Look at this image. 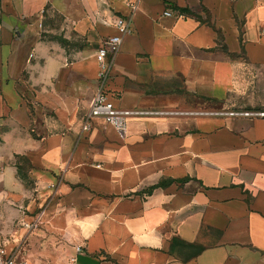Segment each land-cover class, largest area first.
Masks as SVG:
<instances>
[{
    "label": "crops",
    "instance_id": "crops-1",
    "mask_svg": "<svg viewBox=\"0 0 264 264\" xmlns=\"http://www.w3.org/2000/svg\"><path fill=\"white\" fill-rule=\"evenodd\" d=\"M132 1L0 0V202L24 189L15 159L27 155L76 184L53 205L54 262L81 245L75 264H264V117L149 115L122 130L86 120L103 45L72 55L42 35L50 7L106 39L129 16L105 85L117 105L264 111V0ZM46 175L41 192L55 182Z\"/></svg>",
    "mask_w": 264,
    "mask_h": 264
},
{
    "label": "rangeland",
    "instance_id": "rangeland-1",
    "mask_svg": "<svg viewBox=\"0 0 264 264\" xmlns=\"http://www.w3.org/2000/svg\"><path fill=\"white\" fill-rule=\"evenodd\" d=\"M103 6L109 8L111 5L103 3ZM73 10L75 13L80 12L79 8H73ZM85 12L87 9L83 11L84 17L86 16ZM190 14L197 21L211 22L212 20L210 12L202 5L193 8ZM43 23L42 35L58 40L62 37L64 39L62 43L68 53L72 55L78 49L92 53L105 43L106 36L101 34L97 28H93L88 21L85 32H79L72 28L74 24L69 26V22L65 21L64 16L52 7L48 9ZM259 86L264 90V78L259 81ZM207 103L213 106L218 105L213 100H207ZM15 160L20 163L22 173L25 175L24 179L20 177L24 189L19 191V195L11 194L9 199L0 202V235L9 247L20 250L33 263L36 261L44 263L49 260L48 263H58L54 262V259L58 255L55 246L59 244V240L52 234L59 236L60 233L48 227L51 225L52 218L50 216L56 211L53 209V205L61 197L59 186L67 183L66 187L70 188L76 184L65 175L54 171H41L31 163L27 155H20ZM41 173L47 174L46 176L54 178L55 181L51 184L52 186L46 184L42 192L37 189L38 175ZM30 202L32 205L28 206L27 203ZM53 239L57 241H53Z\"/></svg>",
    "mask_w": 264,
    "mask_h": 264
},
{
    "label": "built area",
    "instance_id": "built-area-1",
    "mask_svg": "<svg viewBox=\"0 0 264 264\" xmlns=\"http://www.w3.org/2000/svg\"><path fill=\"white\" fill-rule=\"evenodd\" d=\"M136 1L131 2L132 10L135 8ZM169 13V12H166ZM131 18L129 16L119 15L116 17V32L110 35L102 47L96 51L98 61V77L100 79L99 89L92 97L86 120H100L106 124L113 125L118 129H124L128 121L134 117H143L149 115H171V114H200V115H218V116H243V117H264V111L256 109H217V110H164L142 107H123L117 105L105 90L106 81L109 78L115 56L121 50V44L124 37L129 34L131 29ZM82 251V246H75V254L71 255L67 263L55 264H75L77 254ZM0 264H30L23 253L15 247H9L5 239L0 235ZM51 264V263H47Z\"/></svg>",
    "mask_w": 264,
    "mask_h": 264
},
{
    "label": "trees",
    "instance_id": "trees-1",
    "mask_svg": "<svg viewBox=\"0 0 264 264\" xmlns=\"http://www.w3.org/2000/svg\"><path fill=\"white\" fill-rule=\"evenodd\" d=\"M175 8L178 9V10H180V11H182V12L191 13V9H190L189 7H181V6L175 5ZM208 22H209V21H208ZM59 40H60L61 42L64 41V39H63L62 37H60ZM19 156H20V155H17V157H19ZM27 157H28V156H27ZM15 164H16V166H17V170H18V175H19V177H21V178L24 179V178H25V175L22 173V170H21L22 168H21L20 163H19L18 161L15 160ZM154 187H155V186L150 187V190H152Z\"/></svg>",
    "mask_w": 264,
    "mask_h": 264
}]
</instances>
